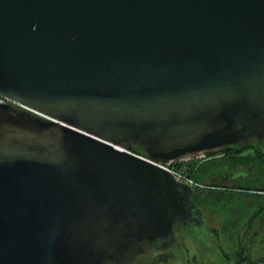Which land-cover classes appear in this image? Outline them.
Here are the masks:
<instances>
[{
	"label": "water",
	"instance_id": "1",
	"mask_svg": "<svg viewBox=\"0 0 264 264\" xmlns=\"http://www.w3.org/2000/svg\"><path fill=\"white\" fill-rule=\"evenodd\" d=\"M0 94V264H130L264 147V0H0Z\"/></svg>",
	"mask_w": 264,
	"mask_h": 264
},
{
	"label": "flooded vegetation",
	"instance_id": "2",
	"mask_svg": "<svg viewBox=\"0 0 264 264\" xmlns=\"http://www.w3.org/2000/svg\"><path fill=\"white\" fill-rule=\"evenodd\" d=\"M229 152L230 149L223 151L219 154V158L225 160V154ZM233 160H225L220 167H218L217 154L208 155L199 161L202 174L210 163H215L217 166L208 170L204 186L192 188L195 198L193 220L187 225L176 223L174 225L176 235L171 240L144 242L139 253L131 257L133 262L130 264L141 263L142 258L148 256H151L152 264H169V262L172 264H264V204H259L257 209H253L248 203L239 207L230 204L231 210L228 216L221 215L216 209L219 204L231 203L236 188L237 191H245L244 188L255 193H261V188H264L259 184L254 185L253 188H245L234 183L239 180V177L235 176L237 171L249 168L240 165L239 161L235 164ZM257 170L261 171L262 168ZM255 177L260 178L259 175ZM259 188L260 190H256ZM221 191L233 192L219 195ZM186 236L189 239L202 237L203 243L194 245L196 247L194 253L191 252L190 247L183 246L182 239ZM184 254L187 259L185 263H181ZM204 254H206L205 259L202 257Z\"/></svg>",
	"mask_w": 264,
	"mask_h": 264
},
{
	"label": "rangeland",
	"instance_id": "3",
	"mask_svg": "<svg viewBox=\"0 0 264 264\" xmlns=\"http://www.w3.org/2000/svg\"><path fill=\"white\" fill-rule=\"evenodd\" d=\"M222 153V152H219L217 153L218 155V167L222 166L224 164V158H219V154ZM208 156V155H207ZM192 163H195L197 168L199 167V161H194ZM191 163V164H192ZM222 164V165H221ZM190 166V169H189V173H191L192 175L195 173V171H193L192 169V165H189ZM217 165H215V163H210L208 165L209 168L211 167H216ZM176 167V165H175ZM183 167V164H181V167L178 168V169H181ZM177 168V167H176ZM192 169V170H191ZM219 170V168H218ZM224 171V169L222 170ZM249 169L248 170H242L240 169L239 171H237V173L235 174L236 177H239V180L238 181H235L234 183H237V185L241 186V187H245V188H253V186L257 183L256 181H254L252 178V174L249 173ZM241 174H243V176H241ZM260 179L262 180H259L258 183L260 186L264 187V176L261 174L260 175ZM207 180V179H206ZM203 185H205V180L204 181H200ZM240 190V189H239ZM243 190L245 191H237V188L235 189V191H221L220 193H218L219 195H228L230 194L231 192L234 193V198L231 200V203H227L225 205H221L219 204L218 205V211L221 215H229L230 214V210L231 208L229 207L230 204H233L234 206L236 207H239L241 205H243L244 203L245 204H251V206L253 207V209H257L258 208V205L259 204H264V192L261 191V193H255V192H251L249 189H244ZM247 190V191H246ZM219 192V191H218ZM260 192V191H259ZM245 208V207H243ZM202 237L200 236H196V239H189L187 236L182 239L183 241V246H187V247H190L191 248V252L194 253L196 251V247L194 245H201L203 243ZM205 256L206 254H204L202 257L205 259ZM151 256H148V257H144L142 258L141 260V263H133V264H149L151 262ZM149 258V259H148ZM186 256L185 254L183 255V258H182V261L181 263H185L186 262ZM144 261H146V263H144ZM167 261V260H165ZM152 264V263H151ZM169 264H172L171 262H169Z\"/></svg>",
	"mask_w": 264,
	"mask_h": 264
},
{
	"label": "trees",
	"instance_id": "4",
	"mask_svg": "<svg viewBox=\"0 0 264 264\" xmlns=\"http://www.w3.org/2000/svg\"><path fill=\"white\" fill-rule=\"evenodd\" d=\"M230 152L225 154V160H233V163H238L237 161H239L240 165L246 166L247 168L250 169V173L253 176V180L256 181L257 184L259 180H262L260 178H256L255 176H260L261 174L264 176V147L258 143L255 142V144H249V145H243V146H232L230 148ZM133 151L137 152V153H143L144 149L142 146L140 145H136L133 147ZM215 154H211V155H216ZM237 159V160H235ZM195 161V160H194ZM193 161V162H194ZM181 164H183L182 162H177L175 163L177 168L181 167ZM192 169L193 171H195V173L193 174V177L198 180V181H204L207 178V174H208V170L210 169L209 167L205 168L204 173H200L201 172V167L197 168L195 163H192ZM259 168H262L261 171L257 170ZM256 190H260L256 189ZM261 191H264V188H261ZM151 264V262L149 263Z\"/></svg>",
	"mask_w": 264,
	"mask_h": 264
},
{
	"label": "built area",
	"instance_id": "5",
	"mask_svg": "<svg viewBox=\"0 0 264 264\" xmlns=\"http://www.w3.org/2000/svg\"><path fill=\"white\" fill-rule=\"evenodd\" d=\"M7 99L4 96L0 94V100ZM183 163V167L181 169H178L175 167V163L177 162H159V165L169 169L172 171L176 177L179 180H182L188 184H190L192 187H202L204 186L200 181L196 180L191 173H189V169L191 163L193 162L192 160L188 161H181ZM192 170V169H191Z\"/></svg>",
	"mask_w": 264,
	"mask_h": 264
},
{
	"label": "bare ground",
	"instance_id": "6",
	"mask_svg": "<svg viewBox=\"0 0 264 264\" xmlns=\"http://www.w3.org/2000/svg\"><path fill=\"white\" fill-rule=\"evenodd\" d=\"M219 153V152H218ZM209 155H211V154H209ZM204 157H207V155H203V156H199V157H197V158H195V159H189V160H192V161H200L202 158H204ZM185 161H188V160H185ZM184 162V161H183ZM200 165V164H199Z\"/></svg>",
	"mask_w": 264,
	"mask_h": 264
}]
</instances>
